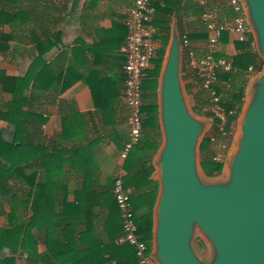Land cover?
I'll list each match as a JSON object with an SVG mask.
<instances>
[{"label": "crops", "instance_id": "crops-1", "mask_svg": "<svg viewBox=\"0 0 264 264\" xmlns=\"http://www.w3.org/2000/svg\"><path fill=\"white\" fill-rule=\"evenodd\" d=\"M133 3L134 0H0V112L6 113L13 92L17 90L19 94L22 89L20 82L15 86L6 78L24 79L25 139L29 144L34 143V148H41L42 157L30 149L26 162L27 171L38 172L37 178L43 185L40 189L23 185L20 179L11 180V185L16 183L21 191L18 199L6 207L8 212L15 213L10 226L13 222L14 226L23 227L30 223L34 199L39 203L38 213L47 217L53 207L57 213L64 212L75 220L79 209L88 206L91 223L95 225V230H63V224L57 230L45 227L14 230L19 240L10 251L2 252V256L12 258L11 264H110L112 261L138 264L132 248L112 244L118 230H104L112 204L113 180L121 176L129 194L134 191L124 169L126 160L120 158L130 132L129 108L124 101L123 47L128 36L126 13ZM152 5L156 36L163 35L159 31L160 23L170 26L158 79L159 120L161 82L177 36L183 93L191 112L204 124L202 136L208 138L213 133V124L203 111L207 96L192 74L182 43L187 36L197 56L204 55L206 39L195 36L205 33L200 19L203 7L199 0H152ZM209 8L218 21L233 17L226 0H209ZM156 36L158 51L163 43ZM252 36L258 54L253 29ZM225 37L219 52L233 58L239 53L236 43L230 35ZM259 58L261 69L250 76L245 105L238 121L233 123L235 126H240L254 94L253 85L263 74L264 61ZM200 90L206 101L204 105L199 103ZM197 107L200 109L195 114ZM12 132L13 126L0 118L3 137L11 139ZM160 141L151 176L155 181H158L157 167L164 145L162 125ZM140 147L131 151L130 159L141 154ZM55 150L58 155L50 160V152ZM28 191L30 197L25 194ZM24 201L28 204L24 205ZM6 223L4 216L0 226Z\"/></svg>", "mask_w": 264, "mask_h": 264}, {"label": "water", "instance_id": "water-1", "mask_svg": "<svg viewBox=\"0 0 264 264\" xmlns=\"http://www.w3.org/2000/svg\"><path fill=\"white\" fill-rule=\"evenodd\" d=\"M243 1L264 61V0ZM180 54L175 36L160 88L164 145L157 167L154 258L158 264H204L191 248L197 226L214 246L212 264H264V69L244 111L229 178L208 185L199 173L204 124L185 99Z\"/></svg>", "mask_w": 264, "mask_h": 264}, {"label": "trees", "instance_id": "trees-1", "mask_svg": "<svg viewBox=\"0 0 264 264\" xmlns=\"http://www.w3.org/2000/svg\"><path fill=\"white\" fill-rule=\"evenodd\" d=\"M159 31L163 33L161 36L162 47L157 51V56L153 61L154 68L149 70L146 74V78L143 80L142 85V98H143V125L144 135L140 144L141 154L137 158L130 159L129 156L125 161L124 169L127 172V179L131 181V187L133 193H131V200L135 211V220L139 229V234L142 239L147 242L151 247L153 242L154 231V209L159 194V182L151 178L155 172L154 158L160 147L161 140V125L159 120V102H158V79L162 63L166 54V47L170 35V26L168 23H160ZM228 34H224L223 38ZM200 39H206L207 34L201 33ZM221 39V42H222ZM236 43V47L239 53L233 58L227 57L224 54H217V57H225L232 60L234 65V71L231 73L218 74V82L216 88L219 95L222 97V105L229 114L228 123L226 129H230L233 123H236L243 111L245 105L246 91L249 83L250 76L256 70H260L262 61L259 58L253 47V36L249 35L247 42L241 43L232 38ZM220 42V44H221ZM253 67V72L249 71L250 67ZM9 82L15 84H21L22 89L19 94L17 90L13 92L14 98L7 106L6 113L0 112V118L8 122L13 126V132L10 134L11 139H5L3 134L0 133V219L4 216L7 218V223L0 226V264H11L12 258L8 256H2V252L5 249L9 251L14 248L12 244L19 240L18 235L14 230H42L45 227L46 230H57L61 228V225H65L63 230H95V225L91 223L92 212L88 206H84L83 210L79 209L77 217L74 219L68 218L64 212L57 213L53 207H50V212H47V216H42V213H38L39 203L32 201V209L34 214L31 217L30 223L27 226H13L10 225V220H14V212H8V206H11L12 200L18 198V193L21 191L16 183L11 185V180L20 179L22 184H30L31 189H40L42 185L41 179L37 178V171H27L26 162L28 151L34 149V152H38L39 158L41 157V148L36 149L33 147L34 143L29 144L25 139L26 123L25 112L22 111L24 104V79L6 78ZM200 84L199 79H196ZM203 91V90H202ZM199 103L205 104L206 101L202 99L201 90L197 93ZM202 99V100H201ZM200 107L194 109L195 114L199 112ZM208 116V114H205ZM201 154V169L206 177H216L223 173L224 166L213 161L214 149L211 146L209 138H204L200 146ZM58 155V151L50 152V160L54 159ZM42 158V157H41ZM55 160V159H54ZM53 160V161H54ZM115 180H113L114 184ZM14 187V188H13ZM27 194L31 196V192ZM109 195V193L105 194ZM40 196V193L37 194ZM112 204H109L110 214L105 220V224L108 226L104 230H118L115 240L122 235V218L113 193ZM28 204L24 201V205ZM37 206V209H36ZM78 208V206H76ZM14 207L11 209L13 210ZM77 213V212H76ZM77 220V222H76ZM43 223V225L41 224ZM13 230V231H10ZM22 241H25L24 239ZM116 244V245H115ZM118 246V245H117ZM132 248V254L135 255L133 247L130 245H122Z\"/></svg>", "mask_w": 264, "mask_h": 264}, {"label": "built area", "instance_id": "built-area-1", "mask_svg": "<svg viewBox=\"0 0 264 264\" xmlns=\"http://www.w3.org/2000/svg\"><path fill=\"white\" fill-rule=\"evenodd\" d=\"M199 2L203 7L200 19L207 34L205 53L197 56L187 36L183 37L182 43L187 52L192 74L195 79H199L200 86L207 96L208 103L203 111L208 114L207 117L213 124V133L208 138L211 146L217 145L214 149L213 161L225 167L233 132V126L227 130L226 125L228 115L232 112L228 114L223 107L222 97L217 91L216 83L220 72L231 73L235 69L232 60L217 57V54L224 34L244 43L252 34V27L247 16V6L243 0H226L233 12V17L225 21L216 19L209 8V0H199ZM154 15L152 0H134L126 13L125 25L128 29V36L123 47L124 101L129 108L127 124L130 132L120 154L122 161H125L131 151L141 144L144 135L142 85L157 56L155 43L157 29L153 23ZM249 71L253 72L252 66ZM112 192L121 214L123 227V233L115 240V243L132 246L138 264H158L154 258L153 246L150 247L139 234L131 196L121 176L115 179ZM110 264L118 263L112 261Z\"/></svg>", "mask_w": 264, "mask_h": 264}, {"label": "rangeland", "instance_id": "rangeland-1", "mask_svg": "<svg viewBox=\"0 0 264 264\" xmlns=\"http://www.w3.org/2000/svg\"><path fill=\"white\" fill-rule=\"evenodd\" d=\"M233 125L234 127L232 130V137L227 152V162L225 164L223 173L216 177L210 178L206 177L202 170L199 171L202 181L208 185H219L221 183H225L229 178L230 166L238 151L239 141L242 136L241 124L240 126H238V124H236V126L235 124ZM204 138L205 136L201 137V143ZM216 146L212 145V148L215 149ZM199 157H201V154H199ZM191 248L198 260H200L204 264H212L214 262L216 256L214 246L197 226L195 227L192 235Z\"/></svg>", "mask_w": 264, "mask_h": 264}]
</instances>
